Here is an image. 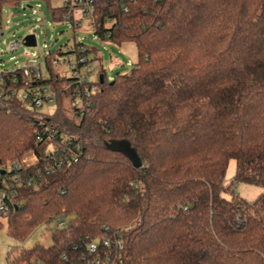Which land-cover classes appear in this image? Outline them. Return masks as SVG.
Listing matches in <instances>:
<instances>
[{"label": "trees", "instance_id": "16d2710c", "mask_svg": "<svg viewBox=\"0 0 264 264\" xmlns=\"http://www.w3.org/2000/svg\"><path fill=\"white\" fill-rule=\"evenodd\" d=\"M94 1L96 34L133 42L138 58L113 82L100 67V89L79 115L58 96L42 119L80 142L82 155L50 172L35 116L0 98V169L40 157L22 173L34 183L0 211L8 234L24 242L68 216L50 245L12 247L8 261L89 264L87 243L115 254L101 241L118 234L117 264H264V0ZM57 55L45 57L47 82L61 87ZM238 182L262 192L246 200Z\"/></svg>", "mask_w": 264, "mask_h": 264}, {"label": "built area", "instance_id": "2783aa9c", "mask_svg": "<svg viewBox=\"0 0 264 264\" xmlns=\"http://www.w3.org/2000/svg\"><path fill=\"white\" fill-rule=\"evenodd\" d=\"M34 0H0V98L14 99L21 106L29 110L36 118V134L38 142H48L46 156L51 159L50 165L46 166L47 172L60 168L64 165H70L78 162L82 155V144L70 136L57 134L54 125L42 119L43 116L52 114L56 109V100L60 94H65L63 103L71 112L81 114L91 103L93 95L100 89V67L93 70L94 53L87 44L76 40L77 42L68 45L67 48L60 49L54 59L57 63L58 76L62 79L61 87H54L47 82L50 77V70L45 57L52 51L44 54L40 59H26L23 62L15 61L11 67H4L3 53L16 51L23 45H26L27 37L36 35L29 33L24 37L12 40L7 44L8 49L1 47L2 38L5 34V28L2 22L1 13L5 6H17L23 9L41 8L39 4H32ZM46 1L53 20L57 22H71L73 26L80 28L85 18L89 19L94 32L100 26L94 20L95 1L94 0H59L57 4H52V0ZM62 12L61 19H55L57 13ZM37 41V39H36ZM15 57L12 56L11 59ZM98 73V79L93 80L92 76ZM55 108L52 109V104ZM32 160L29 161L27 155L20 159L9 161L6 169H0V211L8 212L10 210V196L21 185L30 186L34 183V176L23 177L22 173L29 169L33 164L40 161L39 155L31 152ZM186 210L187 207L184 206ZM68 220L67 215L58 217L49 226L54 228H63ZM103 247L112 248L116 252L99 253V245L95 241L87 243V256L89 264H117L122 262L119 258V251L123 248L122 240L118 234H105L102 237ZM65 258L66 255H63ZM26 264H46L37 256H33Z\"/></svg>", "mask_w": 264, "mask_h": 264}, {"label": "rangeland", "instance_id": "374dc122", "mask_svg": "<svg viewBox=\"0 0 264 264\" xmlns=\"http://www.w3.org/2000/svg\"><path fill=\"white\" fill-rule=\"evenodd\" d=\"M59 0H52V4H57ZM41 8L23 9L17 6H5L1 13L5 34L1 36V47L8 49L7 44L12 40L24 37L29 33L36 35V45H23L16 51L3 53L4 67H11L15 61L20 62L26 59L43 60L44 54L49 51L57 52L66 49L80 40L87 44L92 53L100 57L93 61V70L97 71L101 66L106 72V79L113 81L118 72L129 73L137 61V48L133 42H125L121 45L110 40H103L94 32L89 19L85 18L80 28L73 26L71 22H57L53 20L49 7L44 0H34L32 4H39ZM14 56V59H11ZM95 57V55H94ZM1 66V64H0ZM93 80L98 79V73L92 76ZM63 107L67 109L63 103ZM55 104H52V109ZM69 110V109H68ZM27 155V154H26ZM25 156V154H24ZM29 161L32 155H27ZM235 160L231 159L226 173V181L229 182L235 174ZM235 192L246 200H254L262 192V188L243 182L234 184ZM3 224L0 227V264H15L7 259V252L10 248H32L35 244L50 245L51 230L50 224L41 226L24 242H18L8 234L6 219L0 216Z\"/></svg>", "mask_w": 264, "mask_h": 264}, {"label": "water", "instance_id": "95a60500", "mask_svg": "<svg viewBox=\"0 0 264 264\" xmlns=\"http://www.w3.org/2000/svg\"><path fill=\"white\" fill-rule=\"evenodd\" d=\"M26 43V45H28V46H34V45H36V38H35V36L34 35H30V36H28L27 37V41L25 42ZM100 80H101V82H103V75H101L100 76ZM113 82V81H112ZM111 82V83H112Z\"/></svg>", "mask_w": 264, "mask_h": 264}, {"label": "crops", "instance_id": "0c3cea01", "mask_svg": "<svg viewBox=\"0 0 264 264\" xmlns=\"http://www.w3.org/2000/svg\"><path fill=\"white\" fill-rule=\"evenodd\" d=\"M95 55V54H94Z\"/></svg>", "mask_w": 264, "mask_h": 264}]
</instances>
